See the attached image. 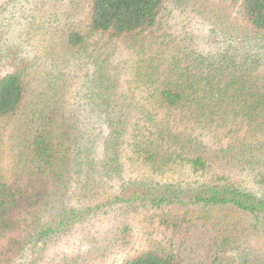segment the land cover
Listing matches in <instances>:
<instances>
[{"label":"trees","instance_id":"16d2710c","mask_svg":"<svg viewBox=\"0 0 264 264\" xmlns=\"http://www.w3.org/2000/svg\"><path fill=\"white\" fill-rule=\"evenodd\" d=\"M195 1L183 10L211 26L200 39L155 36L166 0H0V120L20 114L15 168L0 175V264L80 219L70 208L41 224L44 206L106 181L118 225L140 209L166 240L121 264H264L248 241L264 235V0ZM38 13L47 63L26 102L30 67L5 51Z\"/></svg>","mask_w":264,"mask_h":264},{"label":"rangeland","instance_id":"374dc122","mask_svg":"<svg viewBox=\"0 0 264 264\" xmlns=\"http://www.w3.org/2000/svg\"><path fill=\"white\" fill-rule=\"evenodd\" d=\"M45 1L35 0L34 4L38 6ZM227 1L229 2L230 0ZM28 2L29 0H27ZM196 5H198V2L195 0H166L164 9L161 12L163 22L162 25L157 27L155 36H159L161 31H163L161 29L165 28L166 25L168 26L167 28H170L168 32H172L173 30L183 31L186 30L184 29L186 27L189 29V33L192 32L194 36H199V39L200 37L203 38L209 29L208 27L211 26L202 24L199 15L189 10H183V8L186 9L189 6L196 7ZM23 8L24 6L22 10ZM31 8V5H27L23 11L30 10ZM39 15L40 13L34 16L31 24L33 28L30 30L29 27L31 25L29 21H26V26L12 29L14 41L17 44L19 42L21 48H11L5 51L8 55H10V52L12 54H19L21 57L18 58L19 66L24 67L28 65L30 67L28 82L30 89L28 88L25 97L26 102L33 100L39 92V84L44 79H42V73L44 74L46 69L45 64L47 63L45 56L46 44L42 40L44 35L31 36L32 29L35 26L37 29L42 28V25L39 23ZM27 31L30 34H25ZM197 37L194 45L200 50L203 47V42L199 41ZM0 39V47L2 49L8 47V43H3L1 31ZM159 39L156 40L155 37L156 42L154 39L152 40L155 46L158 45ZM119 44H116V51H119L118 48L121 47ZM121 58L126 60L130 56L123 52ZM135 60L136 57L132 56L130 61H127L131 64H136ZM4 68L6 67L2 66L0 62V73L4 71ZM19 116L20 114L12 118L0 120V175L8 176L15 168L16 157L14 156L13 132L18 123ZM112 190L113 188L107 192L106 181L100 193L94 197H90V191L84 196L81 195L77 187H74L59 200L58 204H60V207L57 204L53 208H50V205L48 207L44 206L39 216V223L41 224L55 227L57 221L55 222L52 216L70 208L74 210V215H71V217L75 216L80 219L77 222H73L71 229L61 237L54 238L50 242L48 240L45 248H42L43 240L33 238L32 241L26 244L20 255L12 257L10 261L3 264H121L124 258L134 255L149 246L153 241L157 240L160 244H164L166 240L163 238L164 235L161 234L162 228L160 229L155 223L151 224L149 215L145 211L140 209L131 211L124 216V222L119 225L117 224L120 218L118 213L116 211H109L106 208L107 196L115 195L114 192L111 193ZM64 219L62 218V220ZM118 238H127V241L124 244L114 242ZM248 241L251 246L262 248L264 251V235L263 238H258L256 241L251 238Z\"/></svg>","mask_w":264,"mask_h":264}]
</instances>
